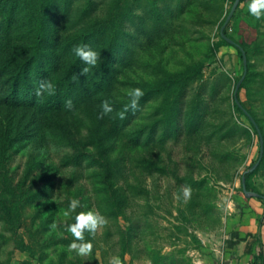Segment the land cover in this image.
I'll return each mask as SVG.
<instances>
[{
    "label": "rangeland",
    "instance_id": "1",
    "mask_svg": "<svg viewBox=\"0 0 264 264\" xmlns=\"http://www.w3.org/2000/svg\"><path fill=\"white\" fill-rule=\"evenodd\" d=\"M236 1L0 0V264L225 263L264 195V19L244 0L224 27ZM82 45L96 66H73ZM87 211L107 224L82 257L66 228Z\"/></svg>",
    "mask_w": 264,
    "mask_h": 264
},
{
    "label": "clouds",
    "instance_id": "2",
    "mask_svg": "<svg viewBox=\"0 0 264 264\" xmlns=\"http://www.w3.org/2000/svg\"><path fill=\"white\" fill-rule=\"evenodd\" d=\"M248 13L256 20L264 19V0H250L248 4ZM73 52L77 57L80 58V60L84 64L88 65L89 67H94L97 65L99 54L89 48L87 45L75 46L73 48ZM89 67L83 68L82 72L87 73L89 71ZM53 87L54 86L51 81H41L36 89L35 94L37 97H42L45 94H50L53 90ZM143 95L144 92L139 87L129 89L127 91V96L130 103L125 106L124 112H127L130 109L136 110ZM71 106V101H68L67 107L71 108ZM100 107L102 110L98 115L99 119H103L104 116L113 112V107L107 100H105ZM124 112L120 114L121 119L124 118ZM183 195L185 199L190 198L191 190L189 188H185L183 190ZM80 207V200L71 199L68 203V210L64 211L63 215L68 216L70 213L76 212V210ZM229 208H231V204H229ZM74 219L75 222L69 224L66 228L67 232L71 233L74 237L73 242L68 246L69 251L75 250L79 256H88L93 251V244L91 243V241L84 242V233L87 232L90 235L94 236L99 227L107 224V220L103 215L95 211L81 212L77 214ZM50 227L52 229H55L56 224L53 223ZM77 241H79V243H77ZM110 264H121V260L119 257H113Z\"/></svg>",
    "mask_w": 264,
    "mask_h": 264
},
{
    "label": "crops",
    "instance_id": "3",
    "mask_svg": "<svg viewBox=\"0 0 264 264\" xmlns=\"http://www.w3.org/2000/svg\"><path fill=\"white\" fill-rule=\"evenodd\" d=\"M262 202H264L263 198L252 197L249 205L253 208L248 211L242 226L233 234L225 231L226 238L241 240L237 244L228 243L226 251L224 250V264H264V204ZM261 220L263 221L260 222Z\"/></svg>",
    "mask_w": 264,
    "mask_h": 264
},
{
    "label": "trees",
    "instance_id": "4",
    "mask_svg": "<svg viewBox=\"0 0 264 264\" xmlns=\"http://www.w3.org/2000/svg\"><path fill=\"white\" fill-rule=\"evenodd\" d=\"M242 2H244V0H241L240 1V3H242ZM39 38V37H38ZM235 46H239L236 42H234L233 43ZM226 45H229V42L226 40V38L223 36V35H221V41H219L216 45H215V50L216 51H218L222 46H226ZM240 47V46H239ZM80 63V59H77L75 62H74V65L73 66H75L76 64H79ZM20 77L19 76H17V77H15L14 79H12L10 82H9V87L11 88V89H13L14 90V92H16V90H17V85L19 84V82H20V80L21 79H19ZM32 92V91H31ZM237 98H238V96H237ZM235 107L241 112V113H243V114H245L250 120H251V122H252V124H253V127H255V129H257L258 130V127H257V124H256V120H255V118L254 117H252L249 113H248V111L246 110V108L244 107V105L242 104V105H239V103H235ZM258 132H259V130H258ZM257 170H258V167L255 169V170H253L252 172H250L249 173V175L250 174H252V173H256L257 172ZM248 187V186H247ZM259 197L260 198H263L264 199V195L263 194H261V193H259Z\"/></svg>",
    "mask_w": 264,
    "mask_h": 264
},
{
    "label": "water",
    "instance_id": "5",
    "mask_svg": "<svg viewBox=\"0 0 264 264\" xmlns=\"http://www.w3.org/2000/svg\"><path fill=\"white\" fill-rule=\"evenodd\" d=\"M239 2H240V0H237L236 3H235V5L233 6V8H232V10H231V12H230V14H229V16H228L226 22H225L224 27H226V26L228 25V23L230 22L231 18L233 17V15H234V13H235L237 7H238ZM222 35H223V34H222ZM237 91H238V88H237ZM263 150H264V145L262 144V155H261V157H260L259 162L257 163V165H256L253 169H251L252 171L255 170L256 167H257V166L259 165V163L261 162L262 157H263ZM244 188H245V190L247 189L245 183H244ZM257 195L259 196V194H257Z\"/></svg>",
    "mask_w": 264,
    "mask_h": 264
}]
</instances>
